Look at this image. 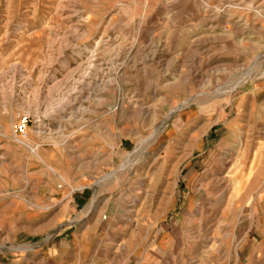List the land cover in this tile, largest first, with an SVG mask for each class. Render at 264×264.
Instances as JSON below:
<instances>
[{
	"label": "rangeland",
	"instance_id": "374dc122",
	"mask_svg": "<svg viewBox=\"0 0 264 264\" xmlns=\"http://www.w3.org/2000/svg\"><path fill=\"white\" fill-rule=\"evenodd\" d=\"M263 197L264 0H0V264H264Z\"/></svg>",
	"mask_w": 264,
	"mask_h": 264
},
{
	"label": "crops",
	"instance_id": "0c3cea01",
	"mask_svg": "<svg viewBox=\"0 0 264 264\" xmlns=\"http://www.w3.org/2000/svg\"><path fill=\"white\" fill-rule=\"evenodd\" d=\"M262 155L260 154V156H258V157L262 158L263 157ZM87 189H88V186H79V187L72 186L71 190L73 192L69 194L70 196L68 197L67 203L63 204V206L58 208L57 212L53 213L54 214L53 221L54 222H60L65 217L70 216L69 215V214H71L70 212L73 210H76V208H78L80 206V204L83 203L84 199L86 198L85 196H86V190ZM56 190L59 191L58 189H56ZM77 193H79V194H77ZM46 210L48 211V208L42 209V211H46ZM62 210L65 211V213H63ZM258 217H259L258 228L262 232V236H264V197L258 202ZM61 242L64 243L65 240H62ZM57 248H60V246L58 247V245H57L55 247L50 248V253L57 250ZM262 252L264 253V251H262ZM257 253L258 252H256L255 254H257ZM263 253H261L262 257H264Z\"/></svg>",
	"mask_w": 264,
	"mask_h": 264
},
{
	"label": "bare ground",
	"instance_id": "6f19581e",
	"mask_svg": "<svg viewBox=\"0 0 264 264\" xmlns=\"http://www.w3.org/2000/svg\"><path fill=\"white\" fill-rule=\"evenodd\" d=\"M174 113H175V112H174ZM115 176H116V175H115ZM92 207H93V205H92ZM92 207H91V208H92Z\"/></svg>",
	"mask_w": 264,
	"mask_h": 264
}]
</instances>
